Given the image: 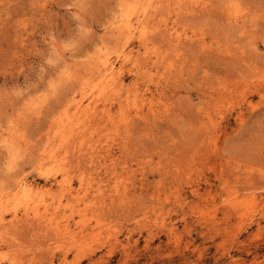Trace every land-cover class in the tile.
Masks as SVG:
<instances>
[{
  "label": "rangeland",
  "instance_id": "374dc122",
  "mask_svg": "<svg viewBox=\"0 0 264 264\" xmlns=\"http://www.w3.org/2000/svg\"><path fill=\"white\" fill-rule=\"evenodd\" d=\"M0 264H264V0H0Z\"/></svg>",
  "mask_w": 264,
  "mask_h": 264
},
{
  "label": "bare ground",
  "instance_id": "6f19581e",
  "mask_svg": "<svg viewBox=\"0 0 264 264\" xmlns=\"http://www.w3.org/2000/svg\"><path fill=\"white\" fill-rule=\"evenodd\" d=\"M151 1V0H150ZM149 2V1H148ZM151 5V3H149ZM149 6V5H148ZM152 6V5H151ZM147 8V6L145 7ZM137 10V9H136ZM147 11V10H146ZM150 12V11H149ZM142 15V14H141ZM142 19V18H141ZM146 20V19H145ZM141 22V21H140ZM138 24L137 27H140L139 28H136L134 27V25H131L130 22L128 21L127 18H124V20H121V23L117 26L118 29H120V31H127L128 33H132L134 30L136 29H139V32L142 35H144V32H145V29H146V26L143 24ZM144 23V22H143ZM116 25V24H115ZM147 32V31H146ZM145 32V33H146ZM121 34V33H120ZM144 37V36H143ZM141 38V37H140ZM143 40V39H142ZM145 40V39H144ZM144 42V41H143ZM143 44V43H142ZM122 54V53H121ZM122 57H123V60L126 59V54L123 52L122 54ZM107 58V57H106ZM99 78H100V81L99 83H101V86L99 85L100 90H103L104 93L105 90L104 89H114L115 85L118 84L120 82V73L118 71L115 70V67L112 63H110L108 61V59L104 60L103 62V69H101V72L99 73ZM120 84V83H119ZM98 87V89H99ZM110 91V90H109ZM98 92V91H97ZM101 92V91H100ZM103 93V92H101ZM103 93V94H104ZM128 98V97H127ZM95 99V98H94ZM97 99V98H96ZM99 100V99H98ZM97 100V101H98ZM93 102V101H92ZM95 102V101H94ZM89 106V105H88Z\"/></svg>",
  "mask_w": 264,
  "mask_h": 264
}]
</instances>
